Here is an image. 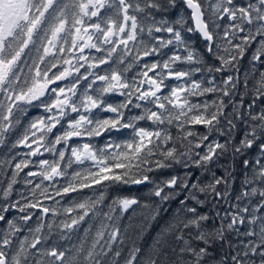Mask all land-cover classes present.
<instances>
[{"label": "snow or ice", "instance_id": "obj_1", "mask_svg": "<svg viewBox=\"0 0 264 264\" xmlns=\"http://www.w3.org/2000/svg\"><path fill=\"white\" fill-rule=\"evenodd\" d=\"M182 2L191 9L195 31L206 42V51L219 62L218 66L207 65L202 54L189 47L182 30L192 32L193 29L186 27L183 15L171 21L164 17L156 19L153 15V12L166 13L176 8L177 0H119L115 5L117 18L110 16L107 19H103L101 10L114 7L111 0H71L70 4L61 0H0V94L7 100V103L0 100V145L5 144V134L20 124L18 114L27 112L22 105H32L36 101L39 102L37 106L48 113L29 121L12 144V148L23 146L28 151L21 154L24 158L14 164L6 187L0 189V223L5 225L0 232V264H33L29 257H36L34 264H106L102 257L109 255L112 241L118 238V231H112L105 251V245H100L99 240L104 236L106 225L97 231L96 239L90 246L84 242L90 231L85 228V238L78 247L74 246V256H70L67 249L39 247L46 239L39 235L44 227L42 220H38L34 229H28L32 234L31 240L25 236L18 245L15 244L13 238L32 220L31 209L38 208L45 216L50 211L53 216L57 215L55 208L44 207L36 199L37 190L40 196L52 198L47 195L48 187L44 186V181L52 185L57 196H68L77 192L78 188H90L103 182L152 185L149 194L157 199L142 207L148 209L152 221L162 212H170V215L146 251L133 242L124 264H264V69L258 71L256 68L257 63L264 65V0H246L241 4H237L236 0H212L207 7L199 0ZM121 15L122 20H119ZM49 17L53 22L45 27L44 22ZM93 17L97 20L93 21ZM41 30L44 36L39 35ZM145 32L148 39H145ZM154 33H167L168 38ZM38 39L43 54L38 56L39 63L34 59L31 65H27L25 57L31 53L30 46L37 47L39 52ZM45 40L46 44L43 43ZM69 40L71 47L67 50H78L80 55L74 58L77 62L87 63L88 69L107 65L120 46L121 54L118 60L113 61L114 64H124L125 57L133 49L135 56L132 59L135 61L159 54L161 49L172 45L182 48L186 55L174 53L162 64L144 63L143 71L138 74L141 78L134 77L131 82L123 75L132 67L131 63L122 70L112 67L110 73L106 71L104 75L91 71L84 75L80 74L83 63L76 66L73 59H64L63 62L70 68L49 75L61 59L56 52L66 51L63 44L58 45L57 42L68 44ZM250 48L254 49L249 61L252 68L241 80L239 74L231 73H238L236 65ZM85 49L106 51L107 56L88 57L84 55ZM48 56L53 59L46 62L45 57ZM177 62L194 67L175 70L173 65ZM24 65H27L29 74L22 78ZM202 71L228 75L219 83L215 78H209L205 86L203 79H191L193 72ZM33 72L34 75H30ZM73 72L78 75L69 85L49 88V85L67 79ZM89 76L95 79L87 84L82 93L78 92L81 80L87 82ZM166 78L184 83L169 86L165 83ZM190 79L191 83H188ZM96 81L103 82L102 86L94 88ZM165 88H170L167 94H164ZM89 90H92L91 94ZM48 92L55 97L50 102L46 98ZM110 93L124 97L123 101L117 104L107 102L106 96ZM206 94H212L215 99L211 103H193L189 99ZM248 96L250 101H246ZM233 97L239 99L234 100ZM133 98L144 103H134ZM147 104L153 105L156 110L145 106ZM129 106L143 108V111L125 118L124 109ZM229 107L231 111H227ZM93 110L113 115L100 117ZM144 120L155 127L149 130L136 123ZM65 121L67 127L63 132L55 133L53 130L57 126L63 127ZM236 121L245 124V131L238 141L233 136L238 127ZM165 124L175 125L177 135L173 136L168 128L161 127ZM193 125H203L207 132L200 133L191 127ZM125 129L131 130V136L122 143H108L99 149L90 143H84L82 147L68 145L73 137H99L112 130L119 132ZM213 132L228 138L223 143L210 140ZM61 144L69 147L71 153L64 165L60 162L65 160L66 153L63 148L56 147ZM113 147L120 151H106ZM41 148L44 152L58 155V159H40L39 171L26 172L23 181L26 186L33 184L28 177L42 178L31 189L33 200L22 198L23 203L11 200L13 186L18 183L17 177L33 163L28 157L42 156ZM199 149L203 151H197ZM253 149L254 160H240L244 171L234 202L223 210L216 207L214 216L200 211L210 201L218 206L222 201L231 200L230 180L233 179L235 161ZM229 153V166L225 167L224 175L217 176L211 171V166L219 157ZM14 160L15 157L0 162V167L11 165ZM86 161H92V167L74 171L66 186L57 187L59 178L67 176L74 162L84 165ZM173 165L202 169L201 175L210 173V179H193L191 173L183 176L175 174L162 180H155L149 175ZM104 199V192L101 191L95 199L74 202L64 211L72 213L79 209L80 214L70 216L60 226L65 231H75L90 213L100 215L97 205ZM172 201L177 202L174 210L163 207ZM113 204H118L121 211H127L140 202L134 197H125L114 200ZM13 211L21 215L8 218L7 214ZM104 215L112 219L108 213ZM47 227L51 229L53 225L48 223ZM230 237H235L238 242ZM98 247L100 251H97ZM114 255L120 257L121 252L117 250ZM108 264H119V261L113 259Z\"/></svg>", "mask_w": 264, "mask_h": 264}, {"label": "trees", "instance_id": "obj_2", "mask_svg": "<svg viewBox=\"0 0 264 264\" xmlns=\"http://www.w3.org/2000/svg\"><path fill=\"white\" fill-rule=\"evenodd\" d=\"M62 3L70 4L71 0H61ZM135 2V0H133ZM142 2V0H141ZM199 2L207 7L209 3L212 2V0H199ZM246 0H236L237 4L245 3ZM111 3L114 5L112 8H106L102 10L103 19L104 17H113L117 18L116 13L117 9L115 5H118L119 0H111ZM177 7L174 9H171L169 12L166 13H159V12H153V15H155L156 19H160L161 17H164L166 19H169L170 21L179 17L180 15H183L186 20V27H191L192 22H191V17L189 11L186 9L185 5L183 4L182 0H177ZM206 16L208 15V12L206 11ZM137 15H142L140 13H137ZM119 20H122V15L118 17ZM97 20V18H93V21ZM103 26H107L102 24ZM192 28V27H191ZM221 35H222V30H220ZM182 34L185 38V41L189 45V47L196 49L199 53L202 54L205 62L207 65H213V66H218L219 62L215 60L212 56H210L207 51H206V42H203L202 39L195 34L193 31L188 32L186 30H182ZM145 39H148L147 33L145 32ZM156 36H163L164 38H168L167 33H154ZM109 46H106L107 48ZM68 49V48H67ZM122 46L119 47L118 51L116 53H113V58L112 60L109 61L107 65H101L98 69L93 68V69H88L87 63L85 62H77L76 59H74V65L79 66L80 63L84 64V67L80 68V74H85L89 71L94 72V73H102L103 75L105 72H109L112 67H117L118 70H122L125 67L128 66L129 63L132 64V67L128 69L127 72H124L123 75L124 77L131 82L133 78H141L139 77V73L143 71V64L148 63L151 64L153 62H162L165 59H168L170 56H172L174 53L184 56L186 53L183 51L182 48H176L175 45L166 47L161 49V52L159 54H154L149 57H144L140 61H135L132 59L133 56H135V49L129 54L128 57H125V63L124 64H114L113 61L118 60L119 55L121 54ZM254 49L250 48L249 51L247 52L246 56L240 60L236 68L238 69V73L236 71H233L231 74L237 75L239 74L241 80L244 77L245 73H249L252 64H250V57L252 55V51ZM100 56H107V52H91V54L88 55V57H100ZM61 58L60 62L56 66L55 72L62 71L64 68H67L65 66V63L63 62L64 59L66 58V54L63 55ZM55 62V61H54ZM31 63H27L28 65H31ZM43 67V65H42ZM194 67L193 65H189L187 63H181L177 62L173 65V68L175 70H189L190 68ZM200 67H203L202 65ZM257 70H262L264 69V65L257 63L256 64ZM157 71H164L162 69H157ZM152 75V73H150ZM228 75V73H208L207 71H202V72H193L191 79L200 81L203 79L205 86L207 85V80L209 78H215L217 83L222 81V79ZM74 77L69 78L66 81V85H69L73 80ZM91 79H94L95 77L92 76L90 77ZM87 81H81L80 85H78V92L82 93L86 88L87 84L91 83L92 81L90 80ZM191 79L188 81V83H191ZM165 83L169 86H175L177 84H183L184 81H177L175 79L171 78H166ZM97 82H95L94 88L97 86ZM168 91H170V88H165L164 89V94H167ZM92 90H89V93L91 94ZM75 99V97H74ZM107 102L112 103V104H117L123 101L124 97L116 94V93H110L107 94L106 96ZM191 102L193 103H203L205 101H208L211 103L212 99H215V96L212 94H206L205 96H192L189 97ZM232 99L238 100L239 97H233ZM0 100H4L5 103H7V100L5 99L3 94H0ZM134 103H144V102H138L135 101L133 98ZM251 97L248 96L246 97V101H250ZM149 108H153V110H156L153 105L147 104L145 105ZM168 107H171V105H168ZM259 109V101L257 102V110ZM246 110V107H245ZM39 113H33L30 116H27L26 118L23 116V114H18L20 118V124L16 125V127L12 130L13 132L10 134V139H9V144L1 145L0 148V162L7 161L15 157V160L11 165L9 164H4L3 167H0V185H4L6 187V182L11 178V170L14 167V164L16 162H19L21 159L20 155L16 154V152L19 149V147L12 148V144L15 142L17 138L23 133L24 127L28 125L29 121L33 119V116L37 114V116H44V113H42V110H38ZM96 115H99L100 117H107V116H112V113H106V112H98L97 110H93ZM125 111V118L128 116L132 115H137L140 114L143 111V108L137 109L135 107L129 106V108L124 109ZM227 111H231V108L229 107ZM138 126L144 127L146 129L152 130L155 126L152 125L150 121L144 120V121H137L136 122ZM237 123V128L233 131V136L236 141H238L244 131H245V124L242 121H236ZM67 127V122L65 121L63 124V127L58 126L56 129H54V132L57 134H60L63 132V130ZM162 128H168L169 131L172 133L173 136L177 135V130L175 128V125L169 126L167 124L162 125ZM195 130L199 131L200 133H206L207 129L204 128L203 125H193L191 126ZM224 131L227 132V128L224 127ZM50 138L51 134H49ZM131 136V130L130 129H125L121 130L119 132L112 130L110 132H106L102 134L99 137H77V138H72L68 141V145L70 146H76L80 147L81 144L84 143H90L92 144L95 148H103L105 144L111 143V144H117V143H122V141L128 139ZM228 137L227 136H220L217 132H213L209 139L210 140H218L221 143H223ZM179 142L177 141V145ZM57 149L63 148V150L66 153L65 160L61 161V165H64L67 163V159L70 157V148L69 147H64L63 144L61 145H56ZM28 151L27 148H25V152ZM107 152L111 153L113 151H120V149L116 148H110L106 149ZM197 151H203V149H199ZM51 153V152H50ZM23 156V155H22ZM30 160L33 162L35 161L36 157H28ZM243 158H248L251 160H254L255 158V149L251 150L249 153L246 154L245 157H240L237 158L235 161V169L233 172V179L230 180L232 183V193H231V200L229 201H222L218 206L215 204L214 201H210L207 203L203 208L200 209L202 212L209 213L210 215L214 216L215 214V208L219 207L221 210L228 208L229 203L234 202V198L236 193L239 191L240 186H241V179H242V173H243V167L240 163V160ZM49 161H54L58 159V155L54 154V156L48 157ZM224 161V162H223ZM229 161V162H228ZM231 162V154L229 153L227 156H221L219 157L216 162L211 166V171L215 172L217 176H222L224 175V169L225 167H228ZM92 161L91 163L85 162L84 165H78L75 162L72 164V167L68 169V174L64 178H59L57 187L59 186H66L68 181L72 179V173L74 171H82L85 167H92ZM35 169H38L39 167L36 164L32 165ZM225 166V167H224ZM31 165H29L28 169H25L23 172L20 173L19 177H17L18 183L15 184L13 187L14 188V196L12 200H21V203L24 202V199L26 198L27 200H33V195L29 197L30 195L25 194L24 191H28V188L31 189L35 186L36 183H38L36 180L39 178L37 176L36 178L33 177V184L26 186L24 184V178L25 174L28 170H30ZM219 169V170H218ZM95 170V168H93ZM39 171V170H38ZM119 171V170H117ZM202 169H197L194 167H189V168H184L182 165H173L172 168L169 169H161L157 170L155 172L149 173L151 177L155 180H162L166 179L167 177L175 174H179L181 176L185 175L186 173H191V177L195 179L196 177H200L202 180L207 181L210 179V173H202ZM217 171H219L217 173ZM4 176L6 177V180L4 179ZM30 179V177H28ZM91 183V181H89ZM44 186L48 187V196L54 198V204L52 202H49L48 198H45L43 196H40L39 190L36 192V199L40 201V203L49 209L55 208L57 210V215L55 216H50L47 218L46 222H44V227L41 230V236H45L46 233H49L51 229L47 227L48 223H51L54 228V238L52 239L54 241V247L58 248L59 250H69V255L74 256L76 255L74 251V246L78 247L82 240L85 238V233L84 229L89 228L90 232L87 235L86 240L84 242L86 243L87 246H90L92 241L96 239V235L94 231H97L98 229H101L99 226L104 223L102 222L104 219L107 221L108 220V225L104 227V236L102 239H100L99 243L100 245H106V242L109 241L110 239V233L114 230L118 231V238L115 241H112V250L109 253L107 257H102V259L105 260L106 264H108L109 261L116 259L119 261V264H124V259L128 256L129 250L132 248L133 242L137 244V246L141 247L145 251L147 248L153 243V239L155 238L157 232L160 230V227L164 224V222L168 219V216L170 215V212H162L160 216L155 220L152 221L148 215V209L142 207L144 204H152L157 198L150 196L149 194V189L152 187L151 184H146V185H135V184H122V183H117L113 184L111 182H103L102 185H93L90 188H83L79 189L75 193H70L68 196H57L55 194V191L51 187L49 183L45 184ZM119 188V189H118ZM103 191L105 195L104 201L97 205V209L100 211V215L98 216H93L92 213L89 214L88 217L85 218V221L81 222L80 226L75 230V231H65L62 229L61 222L64 221L65 219L69 218L70 216H75L80 214L79 209H75L72 213H66L64 211L65 208L67 207H72L74 202H80L86 198H92L95 199L99 193ZM32 193V191H31ZM136 198L139 200L140 204L139 205H133L131 208H129L127 211H121L120 206L118 204H113L114 200H117L119 198ZM183 198V195L180 197V199ZM43 201V202H41ZM59 201V203H57ZM191 203V202H189ZM110 206H112L110 208ZM165 209H172L174 210L177 207V202L172 201L170 203H166L163 205ZM112 208L115 210L113 211ZM38 211H35L34 209H31L32 217L33 220L29 221L27 224L23 226L22 232L18 233L13 239L15 244L18 245V242L20 239H23L25 236L28 237L29 240L32 239V234L29 233L28 229L29 228H35L37 226L38 220H41L39 217H42V213L40 212L39 209ZM104 213H108L111 215L112 219H108L107 216L104 215ZM50 214L51 211H50ZM21 215L18 211H13L7 214L8 218H15ZM3 227L5 225L1 223ZM105 224V223H104ZM134 233V234H133ZM51 237H46L42 241V243L39 245L41 249H46L51 247ZM230 239L236 240L235 237H230ZM48 240H50L48 242ZM238 242V240H236ZM140 243V244H139ZM119 250L121 252L120 257H115V251ZM97 251H100L99 247L97 248ZM107 251V250H105ZM224 251H227V247L225 246ZM124 258V259H123ZM36 257H29V260L33 262ZM44 259H48L47 257H44Z\"/></svg>", "mask_w": 264, "mask_h": 264}, {"label": "water", "instance_id": "obj_3", "mask_svg": "<svg viewBox=\"0 0 264 264\" xmlns=\"http://www.w3.org/2000/svg\"><path fill=\"white\" fill-rule=\"evenodd\" d=\"M190 11H191V9H189ZM193 24H194V28H195V23H194V21H193ZM198 34H199V32H198ZM200 35V34H199Z\"/></svg>", "mask_w": 264, "mask_h": 264}, {"label": "bare ground", "instance_id": "obj_4", "mask_svg": "<svg viewBox=\"0 0 264 264\" xmlns=\"http://www.w3.org/2000/svg\"><path fill=\"white\" fill-rule=\"evenodd\" d=\"M224 162V161H223ZM229 162V161H228ZM225 167V166H224ZM219 170V169H218ZM219 171H217V173H218ZM119 189V188H118ZM134 234V233H133ZM140 244V243H139ZM124 259V258H123Z\"/></svg>", "mask_w": 264, "mask_h": 264}]
</instances>
